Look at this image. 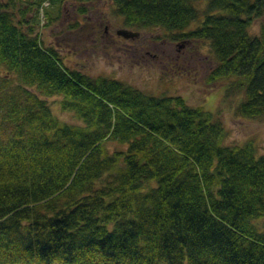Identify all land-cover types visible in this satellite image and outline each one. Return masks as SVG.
Listing matches in <instances>:
<instances>
[{
  "label": "trees",
  "instance_id": "trees-1",
  "mask_svg": "<svg viewBox=\"0 0 264 264\" xmlns=\"http://www.w3.org/2000/svg\"><path fill=\"white\" fill-rule=\"evenodd\" d=\"M23 1L0 0V264H264V156L180 96L68 67L25 25L48 0ZM110 1L207 43L235 114L264 118V0Z\"/></svg>",
  "mask_w": 264,
  "mask_h": 264
},
{
  "label": "rangeland",
  "instance_id": "rangeland-1",
  "mask_svg": "<svg viewBox=\"0 0 264 264\" xmlns=\"http://www.w3.org/2000/svg\"><path fill=\"white\" fill-rule=\"evenodd\" d=\"M78 6L69 0L61 4L48 0L38 11L35 6L32 11L26 9V28L31 27L45 46L57 49L68 67L90 76H109L154 95L180 96L187 105L202 107L219 118L225 131L223 144H250L264 156V118L235 114L239 95L228 93L226 81L209 78L214 60L207 43L179 39L162 28L140 30L138 36L126 39L116 33L127 27L110 0L86 1L82 13ZM252 30H259L258 21ZM44 99L59 120L81 124L72 112L61 110V96ZM107 146L123 148L110 141Z\"/></svg>",
  "mask_w": 264,
  "mask_h": 264
},
{
  "label": "water",
  "instance_id": "water-1",
  "mask_svg": "<svg viewBox=\"0 0 264 264\" xmlns=\"http://www.w3.org/2000/svg\"><path fill=\"white\" fill-rule=\"evenodd\" d=\"M117 35L119 36H122L123 38H126V39H133L134 37L138 36V32L137 31H132L130 29H126V28H123V29H119L116 31Z\"/></svg>",
  "mask_w": 264,
  "mask_h": 264
}]
</instances>
